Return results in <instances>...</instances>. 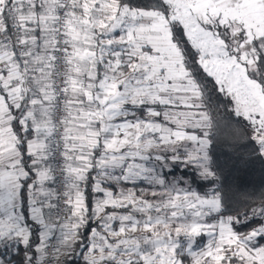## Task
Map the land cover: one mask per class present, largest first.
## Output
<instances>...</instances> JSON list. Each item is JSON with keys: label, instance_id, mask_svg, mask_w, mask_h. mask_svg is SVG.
Instances as JSON below:
<instances>
[{"label": "snow or ice", "instance_id": "6c2138e0", "mask_svg": "<svg viewBox=\"0 0 264 264\" xmlns=\"http://www.w3.org/2000/svg\"><path fill=\"white\" fill-rule=\"evenodd\" d=\"M233 122L264 159V0H0V264H264Z\"/></svg>", "mask_w": 264, "mask_h": 264}, {"label": "trees", "instance_id": "16d2710c", "mask_svg": "<svg viewBox=\"0 0 264 264\" xmlns=\"http://www.w3.org/2000/svg\"><path fill=\"white\" fill-rule=\"evenodd\" d=\"M241 135L233 137L230 143H217L213 147L215 163L221 183L233 193L259 198L264 191V159L256 151L257 146L247 138V132L241 124H235ZM209 188L206 183L198 190L204 192ZM73 264H83L79 257H75Z\"/></svg>", "mask_w": 264, "mask_h": 264}, {"label": "rangeland", "instance_id": "374dc122", "mask_svg": "<svg viewBox=\"0 0 264 264\" xmlns=\"http://www.w3.org/2000/svg\"><path fill=\"white\" fill-rule=\"evenodd\" d=\"M206 239V237H202L198 240V243H202L204 240Z\"/></svg>", "mask_w": 264, "mask_h": 264}]
</instances>
